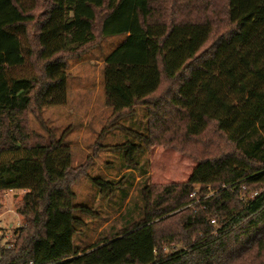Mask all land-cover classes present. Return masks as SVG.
Here are the masks:
<instances>
[{"label": "trees", "instance_id": "16d2710c", "mask_svg": "<svg viewBox=\"0 0 264 264\" xmlns=\"http://www.w3.org/2000/svg\"><path fill=\"white\" fill-rule=\"evenodd\" d=\"M34 1L28 8L0 0V194L32 187L17 205L25 223L14 228V246L0 250V264H264V0H222L229 29L206 49L217 23L200 12H216L213 0H48L41 20ZM37 26L28 47L38 73L15 75L27 61L23 38ZM116 34L126 39L103 67L110 124L144 105L148 127L133 131L139 142L117 145L126 148L118 170L94 175L100 148L73 166L65 133L34 139L27 113L65 101V53ZM209 128L211 143L222 136L224 143L194 152ZM156 145L189 150L198 161L191 178L151 183L139 157ZM37 165L42 170L26 182ZM82 179L98 189L91 203L76 202ZM65 192L68 207L56 206L55 195ZM66 212L71 251L52 254L49 224ZM88 226L100 232L92 246L124 236L136 247L137 231L150 230L153 261L136 253L132 261L76 263L75 235ZM38 247L46 256L38 258Z\"/></svg>", "mask_w": 264, "mask_h": 264}, {"label": "rangeland", "instance_id": "374dc122", "mask_svg": "<svg viewBox=\"0 0 264 264\" xmlns=\"http://www.w3.org/2000/svg\"><path fill=\"white\" fill-rule=\"evenodd\" d=\"M23 1L28 8L35 4L34 0ZM47 3L48 0L39 1L34 10L37 19L41 20L44 17ZM212 6L214 9L216 8V12L203 10L200 12L201 17L210 16L217 23L213 36L205 49L222 32L229 29L225 16V2L213 0ZM37 30L38 26L35 32H33L34 29L31 30L29 37L24 36L23 38L27 61L23 66L14 69L15 75L34 77L38 73L40 66L34 63L36 62V56L29 55V47L35 44ZM125 39V34L111 35L102 39L98 45L86 48L84 52L77 55L69 56L68 53H65V57H68L69 60L68 70L70 73L65 88V101L45 106L41 113L36 109L27 113L28 127L34 139H40L37 137L38 135H41V139H45L49 130H52L57 137L65 133V140L72 155L70 163L73 166L85 163L87 156L94 154L96 148H100L99 156L95 158L94 175H101V171L106 172L109 168L114 171L118 170L124 160L126 148H120L117 145L139 142L133 131L146 133L148 127V112L144 105H138L136 111L121 118L119 124H114V126L110 124L109 117L113 109L106 103V93L103 86L104 58ZM164 84L165 87L176 85L171 82H165ZM213 137L214 130L209 128L199 138L195 139L198 140L197 144L192 142L194 145L192 150L197 153L199 151L210 153L213 146L224 143V137L222 136L218 141L215 140V145H213L211 143ZM186 151L182 152L166 145H156L149 148L146 153L139 157V160L141 164L146 165L150 173V182L157 186L171 182H185L191 178L198 164L196 157L191 156L189 150ZM54 159L57 160L55 155ZM41 168L40 165L31 167L28 170L31 174L27 175L25 181L31 183L34 180L33 174L36 175L39 169L42 170ZM136 173L138 174V172ZM25 187L26 189H14L13 191L7 189L0 194V215L3 214V222L6 221L8 226L12 224L13 228L23 226L25 223V219L17 212V205L22 196L26 191L32 189L29 186ZM74 189L78 193L76 202L91 203L98 193V189L87 179H82L76 183ZM65 193L55 195L54 204L56 206L68 207V194ZM68 215L67 212L63 216L55 215L49 224L51 230L50 245L53 247L52 254L60 249L71 251V244L68 239ZM94 226L83 227V232H78L75 235V242L81 245L78 254L73 256L76 263L90 259L99 260L100 258H107L110 261H132L136 253L144 261H153L155 250L150 230L142 228L137 231L139 241L136 247L133 246L134 242L126 237L116 238L111 245L104 243L92 246L100 234L98 228L96 229ZM38 248L41 254H38V258L46 256L47 253L43 250L44 248Z\"/></svg>", "mask_w": 264, "mask_h": 264}, {"label": "built area", "instance_id": "2783aa9c", "mask_svg": "<svg viewBox=\"0 0 264 264\" xmlns=\"http://www.w3.org/2000/svg\"><path fill=\"white\" fill-rule=\"evenodd\" d=\"M14 189H9V191H13ZM9 193L8 191L6 192ZM197 192L194 191L192 196H196ZM3 214L0 215V250L2 248H11L14 246L15 241L18 237V233L13 228V225H9L3 222Z\"/></svg>", "mask_w": 264, "mask_h": 264}, {"label": "crops", "instance_id": "0c3cea01", "mask_svg": "<svg viewBox=\"0 0 264 264\" xmlns=\"http://www.w3.org/2000/svg\"><path fill=\"white\" fill-rule=\"evenodd\" d=\"M121 237H124V236H121ZM120 238V237H119Z\"/></svg>", "mask_w": 264, "mask_h": 264}]
</instances>
